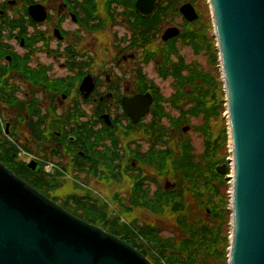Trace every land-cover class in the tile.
I'll use <instances>...</instances> for the list:
<instances>
[{"label": "flooded vegetation", "instance_id": "af4514ba", "mask_svg": "<svg viewBox=\"0 0 264 264\" xmlns=\"http://www.w3.org/2000/svg\"><path fill=\"white\" fill-rule=\"evenodd\" d=\"M203 21L199 0H0V156L4 144L27 150L22 179L82 220L112 233L104 212L144 238L130 207L156 213V126L187 125L183 52L207 41Z\"/></svg>", "mask_w": 264, "mask_h": 264}, {"label": "water", "instance_id": "95a60500", "mask_svg": "<svg viewBox=\"0 0 264 264\" xmlns=\"http://www.w3.org/2000/svg\"><path fill=\"white\" fill-rule=\"evenodd\" d=\"M210 2L234 161L229 264H264V0ZM218 171L227 174L226 167ZM0 264L153 263L114 234L71 214L0 161Z\"/></svg>", "mask_w": 264, "mask_h": 264}, {"label": "rangeland", "instance_id": "374dc122", "mask_svg": "<svg viewBox=\"0 0 264 264\" xmlns=\"http://www.w3.org/2000/svg\"><path fill=\"white\" fill-rule=\"evenodd\" d=\"M199 4L204 14L203 23L205 26L204 28L199 26L198 29H204L203 32L207 37V41L204 43L202 40L198 42L194 40L193 44L199 43L201 49L200 47L196 48V46L185 47L183 54L186 57V62L191 64L192 68L198 71L197 76H201L208 82L205 85L207 89L211 91V98H208V106L212 108V112H209L206 116L204 112L198 113L196 110L194 111L191 109L193 107L191 103V91L193 89L190 81L186 82L188 85H186L187 87L185 89H180V91H185L183 96L186 97V99L184 98L185 100L182 101L185 106L184 109L190 112L187 125L173 126L170 125L171 121L168 117H164L163 119V124L165 126H173L174 137L171 139V147L176 156L186 155L184 152L186 146L183 147L184 144L190 145L193 148L189 157L192 158L191 156H194V159L192 163L187 162L186 164L187 174L185 181L186 184H189L188 190L185 192V196L183 192H181L182 190H180V192L178 191L179 195L176 197L177 200L172 201L180 207L185 205L186 209L177 214L173 211L162 213L157 209L156 213H151L142 208L130 207L134 210V213L131 214L129 220H137L138 225L146 228L150 227L153 229L154 233H156L157 228L161 231L160 235L162 237L171 238L178 242L183 239L185 233L183 228H181V223L177 216H179V214H186L189 220L201 219L208 227L214 228V231L215 229H221L220 236L222 239L220 238L219 244L215 248L218 251L216 254L217 259L212 261V264H229L233 234L232 188L234 184V163L228 112V97L211 2L210 0H199ZM170 82L171 80L163 83L164 91L167 96L174 91L172 88L173 85L170 86ZM189 93L190 95L187 96ZM214 106H216V108ZM167 108L166 114L173 116L179 114L177 108L172 105H167ZM159 113L162 114L164 112L160 111ZM186 128L187 131H185ZM156 149L160 150L164 148L158 144L156 145ZM18 155L20 160L31 161L33 158V154L25 149H21L20 153L18 148ZM46 166L47 170H51L53 167L52 164H46ZM219 167H226L227 174H221L218 171ZM146 174L156 178L155 184H153L150 179L147 180V182H149L151 186V193L155 190L157 192L161 188L159 196L162 190L165 191L167 189L166 187H174V184L177 185L180 181L179 178L183 176L175 175V171L166 172L156 170L155 172L153 168L149 167L146 168ZM197 177L198 179L194 180ZM208 182L212 183V190L209 189ZM67 186L70 187L69 184H67ZM104 186L98 185L105 194H111L113 191H116V187L115 189H107V186H105V189ZM129 189L130 186H119L117 191L123 196L128 197ZM199 189L200 193L197 192ZM214 189L218 191L215 192ZM154 204L157 206L156 202ZM169 205H171V203L168 204V206ZM216 207L222 212V216L217 217L218 222L214 220V217L212 218L213 211H215ZM146 238L149 237L147 236ZM132 247L134 246L132 245ZM150 247L151 250H154V246H151L147 242L144 243V248L150 249ZM177 248H181V246L176 248L173 247L172 252ZM220 252H222V254H220L219 257ZM150 261L155 264L152 260Z\"/></svg>", "mask_w": 264, "mask_h": 264}, {"label": "trees", "instance_id": "16d2710c", "mask_svg": "<svg viewBox=\"0 0 264 264\" xmlns=\"http://www.w3.org/2000/svg\"><path fill=\"white\" fill-rule=\"evenodd\" d=\"M197 72L198 71L196 69L190 68L188 73L189 77L187 76V82L191 81L193 89L191 91V103L193 104L191 109L194 111L196 110L198 113L204 112L207 116L209 112H212V108H209L208 106V98H211V91H209L205 85L208 82L205 81L201 76H197ZM189 95L190 93L187 96ZM214 107L216 108V106ZM172 127L173 126L167 127L165 125L156 126V138L158 139L160 146L164 148L160 149L159 151L160 168L162 171L166 172L175 171V175L177 176L183 175L182 178H179L180 181L178 182L177 187L178 189L182 190L181 192H185L189 187V184H186L185 181L187 174L186 164L187 162L192 163L194 159V156H191L192 158L189 157L193 148L190 145L184 144L183 147L186 146L184 151L186 155L176 156L171 147V139L174 137ZM3 147L5 150L0 156V161L16 175L21 177L23 162L18 158L16 152L14 154L11 153V151L7 148L8 144H4ZM18 170H20V172ZM36 175V184L40 186L42 184V180L46 179V176L39 173ZM198 177L194 180H197ZM208 183L209 189L212 190V183ZM196 184L200 185L198 183ZM33 186L35 187L36 185L34 184ZM180 190H176L175 193H173V190L161 191L157 200L156 209L162 213L166 211H173L178 214L181 211H185L186 207L184 204V206L180 207L177 206L176 203L172 202L177 200L176 197L179 195L178 191L180 192ZM214 191L217 192L218 190L214 189ZM197 192L200 193V189L199 191L197 190ZM170 203L171 205L168 206ZM101 214L102 215H99L101 217L99 219L104 220L101 221V223L105 228L110 230L113 234L120 237L125 242L133 245L155 264H212V261L217 259L216 254L218 251L215 248L219 244L221 238V229H215L214 231V228L208 227V225L204 224L201 219L189 220L186 214H179V216H177L179 217L181 228H183L185 233L183 239L178 241V243L171 238L162 237L160 235L161 231L157 228L156 233H154L152 229L144 227L143 233L144 239L146 241L143 238L130 236L127 232H125L123 224H121L119 221H115L114 224L109 225V220L106 219V214L104 212ZM220 216H222V212H220L216 207L215 211H213L212 218L214 217V220L218 222L217 217ZM147 236L149 238H146ZM145 242L149 243L151 246H154V250H151V247L150 249L144 248ZM178 246H181V248H177L174 252H172V248H176ZM220 254H222V252L219 253V257Z\"/></svg>", "mask_w": 264, "mask_h": 264}, {"label": "bare ground", "instance_id": "6f19581e", "mask_svg": "<svg viewBox=\"0 0 264 264\" xmlns=\"http://www.w3.org/2000/svg\"><path fill=\"white\" fill-rule=\"evenodd\" d=\"M233 163H234V161H233ZM232 195H233V188H232ZM233 198V197H232ZM232 204H233V201H232Z\"/></svg>", "mask_w": 264, "mask_h": 264}]
</instances>
